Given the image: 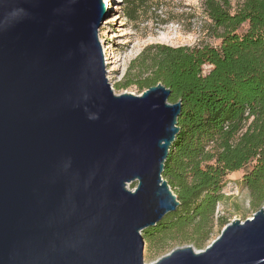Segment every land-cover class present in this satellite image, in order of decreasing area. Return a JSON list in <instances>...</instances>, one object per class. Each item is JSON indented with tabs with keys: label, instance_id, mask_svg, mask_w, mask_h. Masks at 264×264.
<instances>
[{
	"label": "water",
	"instance_id": "1",
	"mask_svg": "<svg viewBox=\"0 0 264 264\" xmlns=\"http://www.w3.org/2000/svg\"><path fill=\"white\" fill-rule=\"evenodd\" d=\"M106 17L105 0H0V264H146L143 230L179 205L162 172L181 102L113 92ZM148 264H264V208Z\"/></svg>",
	"mask_w": 264,
	"mask_h": 264
},
{
	"label": "trees",
	"instance_id": "2",
	"mask_svg": "<svg viewBox=\"0 0 264 264\" xmlns=\"http://www.w3.org/2000/svg\"><path fill=\"white\" fill-rule=\"evenodd\" d=\"M122 2L134 18V0ZM201 8L218 45L149 44L124 79L141 90L162 83L169 101L181 102L162 172L179 205L143 230L148 239L189 226L191 236L205 239L225 177L239 169L247 168L242 183L252 205L264 203V0L235 7L231 0H202Z\"/></svg>",
	"mask_w": 264,
	"mask_h": 264
},
{
	"label": "rangeland",
	"instance_id": "3",
	"mask_svg": "<svg viewBox=\"0 0 264 264\" xmlns=\"http://www.w3.org/2000/svg\"><path fill=\"white\" fill-rule=\"evenodd\" d=\"M201 1L134 0L135 17L131 18L128 16V7L122 0H109L110 8L106 10L107 17L99 27L98 37L102 46L106 77L115 94L128 92L140 95L145 90L137 88L135 84L124 86V79L128 73L134 74L137 71L133 61L149 44L218 45L219 40L209 31L210 21L202 12ZM240 1L231 0V3L235 7ZM210 68L209 65H204L203 73H207ZM246 171L247 168L239 169L225 177L221 191L223 197L216 205L205 239L197 240L191 236L192 226L183 231L174 229L165 234H155L150 239L142 232L144 263L154 262L177 247L191 246L196 251L204 250L224 227L219 223L221 219H226L227 223L233 219L244 220L258 209L264 208V203L258 208L251 203L249 190L242 183V176ZM135 185L136 181H133L127 187L132 189Z\"/></svg>",
	"mask_w": 264,
	"mask_h": 264
},
{
	"label": "bare ground",
	"instance_id": "4",
	"mask_svg": "<svg viewBox=\"0 0 264 264\" xmlns=\"http://www.w3.org/2000/svg\"><path fill=\"white\" fill-rule=\"evenodd\" d=\"M105 3H106V10L108 11V9L110 8L109 0H105ZM105 51L106 50H104V54H105ZM105 56H106V54H105Z\"/></svg>",
	"mask_w": 264,
	"mask_h": 264
}]
</instances>
